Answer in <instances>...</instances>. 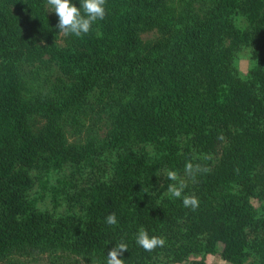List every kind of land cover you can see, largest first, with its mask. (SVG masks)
Returning <instances> with one entry per match:
<instances>
[{"label": "trees", "instance_id": "1", "mask_svg": "<svg viewBox=\"0 0 264 264\" xmlns=\"http://www.w3.org/2000/svg\"><path fill=\"white\" fill-rule=\"evenodd\" d=\"M167 3L106 0L104 19L61 45L47 0H0V261L47 253L107 264L124 242V264L191 254L208 264L210 253L264 264V0H201L142 54L141 33ZM243 48L254 61L245 77ZM36 63L57 65L62 95L21 97L20 75ZM102 80L113 89L106 135L69 144L64 116ZM32 113L49 116L37 133ZM169 170L198 208L171 197ZM141 228L165 245L145 251Z\"/></svg>", "mask_w": 264, "mask_h": 264}, {"label": "rangeland", "instance_id": "2", "mask_svg": "<svg viewBox=\"0 0 264 264\" xmlns=\"http://www.w3.org/2000/svg\"><path fill=\"white\" fill-rule=\"evenodd\" d=\"M201 0H168L166 8L161 15L152 17L153 23L141 33L140 52L147 54L152 51L153 44L163 33V25L169 23L165 30L172 32L188 9L195 12L198 10ZM56 16L54 13L49 12ZM164 31V29H163ZM67 37L58 33V42L61 45L66 43ZM248 49L243 48L235 55V65L239 74L245 77L248 70L253 66ZM27 74L20 75V94L25 100H35L37 97L60 96L64 92L62 82L65 77L62 75L55 63H36L28 67ZM112 87L108 86L106 80H102L92 89L84 100L79 111L70 110L63 119V130L66 141L69 144L83 145L89 137L102 138L108 130L109 106L113 100ZM28 124L34 133L42 130L49 121V116L40 113H32L27 117ZM200 254H191L186 260L176 264H193L192 259L200 258ZM208 264H233L223 259L218 253L204 255ZM0 264H98L88 261L80 256H53L47 253L17 255L13 254L0 261Z\"/></svg>", "mask_w": 264, "mask_h": 264}, {"label": "clouds", "instance_id": "3", "mask_svg": "<svg viewBox=\"0 0 264 264\" xmlns=\"http://www.w3.org/2000/svg\"><path fill=\"white\" fill-rule=\"evenodd\" d=\"M106 0H80L79 7L73 3V0H47L48 12L54 13L57 18L56 28L60 33L67 36L73 34L76 37L88 34L93 22L103 20L106 15ZM199 166H194L191 162L185 164V174L194 175ZM167 179L173 181L168 185V193L173 198H182L183 206L195 210L199 206V201L195 195H183L187 185L180 179L177 171L169 170ZM105 221L108 225L118 223L115 213H110ZM136 243L145 251H153L157 247H163L165 240L158 236H149L147 230L139 229ZM128 251V246L124 242L115 244L107 251V264H124L123 256Z\"/></svg>", "mask_w": 264, "mask_h": 264}]
</instances>
